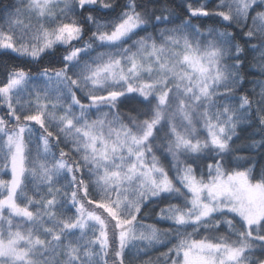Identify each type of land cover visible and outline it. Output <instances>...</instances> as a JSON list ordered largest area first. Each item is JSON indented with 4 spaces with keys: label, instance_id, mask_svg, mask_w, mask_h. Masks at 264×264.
Returning a JSON list of instances; mask_svg holds the SVG:
<instances>
[{
    "label": "snow or ice",
    "instance_id": "obj_1",
    "mask_svg": "<svg viewBox=\"0 0 264 264\" xmlns=\"http://www.w3.org/2000/svg\"><path fill=\"white\" fill-rule=\"evenodd\" d=\"M0 20V264H264V0Z\"/></svg>",
    "mask_w": 264,
    "mask_h": 264
},
{
    "label": "trees",
    "instance_id": "obj_2",
    "mask_svg": "<svg viewBox=\"0 0 264 264\" xmlns=\"http://www.w3.org/2000/svg\"><path fill=\"white\" fill-rule=\"evenodd\" d=\"M14 0H0V8H3L5 5L13 3ZM176 3L179 2V0H175ZM3 21L0 20V23ZM21 63L20 61L13 60L9 57H0V82L4 79L5 71L10 68L13 64ZM147 222L152 223V220H148ZM164 226V225H161ZM163 250V249H161Z\"/></svg>",
    "mask_w": 264,
    "mask_h": 264
}]
</instances>
